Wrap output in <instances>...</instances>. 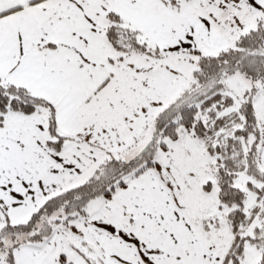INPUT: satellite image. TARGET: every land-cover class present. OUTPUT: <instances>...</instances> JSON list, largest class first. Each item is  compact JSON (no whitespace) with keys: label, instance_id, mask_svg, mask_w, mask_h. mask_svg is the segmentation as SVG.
Segmentation results:
<instances>
[{"label":"snow or ice","instance_id":"1","mask_svg":"<svg viewBox=\"0 0 264 264\" xmlns=\"http://www.w3.org/2000/svg\"><path fill=\"white\" fill-rule=\"evenodd\" d=\"M0 264H264V0H0Z\"/></svg>","mask_w":264,"mask_h":264}]
</instances>
